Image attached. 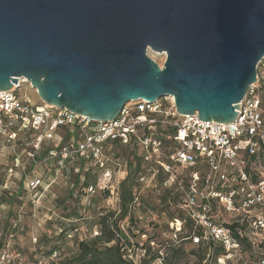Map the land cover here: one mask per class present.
I'll return each instance as SVG.
<instances>
[{
  "label": "water",
  "instance_id": "water-1",
  "mask_svg": "<svg viewBox=\"0 0 264 264\" xmlns=\"http://www.w3.org/2000/svg\"><path fill=\"white\" fill-rule=\"evenodd\" d=\"M263 59L264 0H0V91L25 79L94 122L173 97L180 115L231 123Z\"/></svg>",
  "mask_w": 264,
  "mask_h": 264
},
{
  "label": "built area",
  "instance_id": "built-area-1",
  "mask_svg": "<svg viewBox=\"0 0 264 264\" xmlns=\"http://www.w3.org/2000/svg\"><path fill=\"white\" fill-rule=\"evenodd\" d=\"M25 83V79H20L19 84L14 85L11 90L0 91V140L6 144L14 143L17 136L14 128L19 131L30 126L40 129L41 133L34 144L35 151L30 154L35 158L43 141L54 140L61 127L77 128L85 132V139L82 142L71 140L62 147L51 150L50 159L63 163L84 155L92 164L105 170L99 187L112 184L113 188L118 186L122 175L120 165L114 170L107 169L108 158L104 155L102 144L108 140H119L123 144H129L133 140L139 142L145 151V161L169 174L166 187H183L172 164L193 169L199 159L203 158L208 164V172L202 184L199 174L192 173L182 208L194 221L196 228H202L204 233L203 236L193 234L187 239L193 244L206 241L225 248L226 254L222 258L216 263L209 261L208 264H228V261L240 255V241L229 229L213 220V201L222 204L230 212L243 211V218L247 219L249 228L253 232H264V175L248 170L249 157L264 153V59L257 67L256 83L250 86L240 103L238 117L231 123L205 122L197 114L180 115L174 100H171V106H166L161 100L154 103L132 102L115 120L94 122L66 109L45 104L33 106L28 97L20 98L18 95ZM157 125L175 130L174 139L178 143L176 151H164L163 142L155 136ZM149 171L148 175H142L138 179L142 188L155 182V170L152 167ZM49 186L41 179H33L27 184L30 193ZM95 191L96 188L91 187L88 193L94 194ZM112 193L115 200L118 193L116 190ZM139 194L135 197L136 201ZM254 211L258 213L253 214ZM183 223L180 220L170 223L173 242L178 241ZM56 255L53 254L50 259ZM134 262L137 263V259ZM0 264L29 263L19 251L7 247L0 254ZM35 264H48V260L39 258ZM154 264H163V258ZM259 264H264V260Z\"/></svg>",
  "mask_w": 264,
  "mask_h": 264
},
{
  "label": "trees",
  "instance_id": "trees-1",
  "mask_svg": "<svg viewBox=\"0 0 264 264\" xmlns=\"http://www.w3.org/2000/svg\"><path fill=\"white\" fill-rule=\"evenodd\" d=\"M13 131L17 134L14 144L20 143L22 141V136L24 138L25 136L33 134L34 138L30 141V145H32L33 148L36 137L41 133L40 129H36L32 126L23 131L14 128ZM64 131L66 132L65 134H63ZM155 136L163 142V149L165 152L172 153L178 148V143L174 139L175 130L157 125ZM84 139L85 132L77 128L63 126L56 132L54 140L46 139L43 141L36 155L42 152L40 156L50 159L49 152L51 150L60 148L71 140L82 142ZM111 144L116 147L119 145L124 147L136 146L140 153L133 152L128 161H121L118 158L111 159V156L105 153L107 147ZM44 145L48 147L46 150H43ZM102 149L104 155L108 158L107 169H116L118 165L121 167L122 176L116 188H113L112 184L99 187L102 178L98 179L92 168V162L84 155H78L63 163L60 160H56L59 164L66 163L72 165L74 169V175L70 180L72 181V188H69L65 198H57L58 205L66 208L65 215L59 220V239L67 237L72 238L73 233L80 228L81 222H85L91 231L98 233V235L90 239L77 241L76 252L60 260L56 264H154L160 258H163V264H190V262L184 261L183 259L188 255H190V257L194 256L196 252L191 251L188 253L181 243L193 234L203 236L204 232L202 228H196L194 221L187 215L182 206L185 202L186 189L190 184L192 173L197 172L200 176V183H203L204 177L208 172L206 160L203 158L199 159L197 166L193 169L183 168L170 162L173 165V171L178 180H182L183 187L177 185L166 187L165 183L169 178V174L165 173L160 167L145 161V151L139 142L133 140L129 144H123L119 140H108L102 144ZM34 151L35 149H33V152ZM259 160L264 161L263 152H260L257 156L249 157V164ZM94 166L100 170L102 174L104 173V169L97 165ZM152 167L155 170V182L151 186L142 188L138 183V179L142 175H148ZM177 169L186 170L188 175L186 174L184 177L181 176L176 172ZM9 173L12 174L13 169H11ZM40 179L50 185L49 188L56 184V177ZM6 184L0 181V197L2 199L0 201V206H13L20 197L19 194L9 193L10 188ZM27 184L28 183H26L24 187L29 192ZM91 187L96 188L94 194L88 193ZM78 189L81 190L80 193L77 192ZM113 190H116L118 193V197L115 200L113 199ZM37 192L38 190L35 193ZM97 192L100 193V196L96 195ZM101 194L104 196L108 206L99 207ZM137 194H139V197L136 201L135 197ZM68 201H73L74 206L72 208L67 207ZM85 201L88 204H85ZM112 204H115V206ZM212 206L214 210L216 208V202L213 201ZM81 210H83V212L92 210V220H87ZM149 216L157 217L159 220H165L166 231L170 230V223L174 220L183 221V228L182 232L179 234L178 241H167L165 243L163 240L164 242H159L156 234L152 236L150 234L148 235L144 229L141 230L139 239L144 237L143 239L145 240L143 242L141 240H134L125 230V227L127 226L128 231L133 234L132 226H138ZM16 227V225H13L9 221V218L5 220L4 227H0V254L7 247L14 249L8 242L9 237H13ZM225 227L240 241L242 246L240 255L228 261V264H259L261 260H264V257L258 259L254 257L253 248H255L256 243L250 240L247 235L248 231H250L247 223L237 220ZM42 239L44 242L47 241L46 237ZM158 243L163 244L161 250L157 247ZM261 247H264L263 243ZM60 249L61 247L56 245L53 248L54 252H50L48 259L53 256V254H57ZM137 251H139V253H137ZM198 251H200L202 256L200 258L201 261H198L197 264H208L209 261L216 263L218 259L226 254V250L222 245H215L214 243L206 241H202L198 245ZM20 253L23 254L22 252ZM248 254H250L251 261L245 260L244 255ZM133 257L137 259V263L134 262L135 259ZM43 259H46V257H43Z\"/></svg>",
  "mask_w": 264,
  "mask_h": 264
},
{
  "label": "rangeland",
  "instance_id": "rangeland-1",
  "mask_svg": "<svg viewBox=\"0 0 264 264\" xmlns=\"http://www.w3.org/2000/svg\"><path fill=\"white\" fill-rule=\"evenodd\" d=\"M149 56L155 60L161 67L165 63V55H161L152 51L148 52ZM18 95L20 98L24 96L31 100L33 106L42 105L43 102L38 96L36 90L32 89L30 85H24L19 91ZM172 99L164 98L161 99L166 106H171ZM66 132L64 131L63 134ZM20 143L6 144L3 140H0V181L6 184L11 194H19L20 199L13 206L1 205L0 206V222L1 228L4 227L5 220L9 218V221L16 225V230L13 233V237H9L11 246L22 252L27 259L29 264H35L39 258L46 257L48 264H56L60 260L70 256L77 250V241L87 240L95 236V233L85 224L81 222L80 228L73 233V237H67L59 239V220L65 215L66 208L58 205L57 198L63 199L67 195L69 188H72L71 177L74 175V169L72 165L59 164L56 160L49 159L48 157H42L39 152L35 158L31 157L33 153V147L30 145V141L33 140L34 135L21 137ZM47 146H43V150H46ZM140 153L136 146H115L109 145L105 151L106 155L111 156V159L118 158L121 161H128L132 153ZM92 168L95 171L98 179L102 178V172L98 170L94 164ZM13 169V173L9 171ZM114 169V168H113ZM111 169V170H113ZM249 171H255L259 174L264 175V161L259 160L253 162L249 166ZM177 173L181 176L188 175V172L184 169H177ZM118 173V171H114ZM56 184L51 188L39 189L37 193L28 192L25 189L26 183L32 179L40 178H55ZM22 186V188H21ZM77 192H81L80 189ZM100 196V193H96ZM94 195V196H96ZM1 196V194H0ZM93 198V197H92ZM0 197V201H1ZM85 204H88L85 201ZM115 206V204H112ZM74 206L73 201H68L67 207L72 208ZM108 206L104 196L101 194L99 207ZM87 220H92L93 211L88 210L83 212ZM258 212L254 211L253 214ZM244 212H230L220 203L216 204V208L213 213V220L216 224L221 226L231 225L235 221L245 222L248 225L247 219H244ZM246 225V224H245ZM249 227V226H248ZM133 234L128 231V227L125 230L134 238V240H145L144 237L139 239L141 230L144 229L149 235L156 234L158 241L165 243L171 242V227L169 231H166V221L159 220L157 217H148L143 220L138 226H132ZM247 235L250 240L252 239L256 245L253 248V254L256 259L264 257V232H253L250 228ZM147 235V236H148ZM43 237L47 238L44 242ZM163 241V242H164ZM61 247L57 252V255L53 259H48L50 252H54L55 246ZM158 248L162 249V245L158 243ZM183 248L190 253L191 251L196 252L192 257L190 255L184 257V261L190 262V264H197L201 261L202 254L198 251L199 244H193L189 239H185L181 243ZM139 253V251H137ZM243 257V255H242ZM246 261H251L250 254L244 255ZM214 263V262H213Z\"/></svg>",
  "mask_w": 264,
  "mask_h": 264
},
{
  "label": "bare ground",
  "instance_id": "bare-ground-1",
  "mask_svg": "<svg viewBox=\"0 0 264 264\" xmlns=\"http://www.w3.org/2000/svg\"><path fill=\"white\" fill-rule=\"evenodd\" d=\"M168 98H169V97H168ZM170 99L174 100V98H173V97H170Z\"/></svg>",
  "mask_w": 264,
  "mask_h": 264
},
{
  "label": "crops",
  "instance_id": "crops-1",
  "mask_svg": "<svg viewBox=\"0 0 264 264\" xmlns=\"http://www.w3.org/2000/svg\"><path fill=\"white\" fill-rule=\"evenodd\" d=\"M39 106V105H38Z\"/></svg>",
  "mask_w": 264,
  "mask_h": 264
}]
</instances>
